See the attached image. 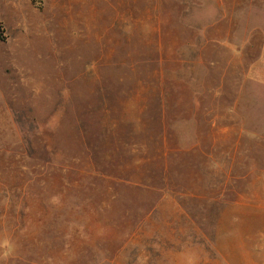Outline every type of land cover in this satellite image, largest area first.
Segmentation results:
<instances>
[{
    "label": "rangeland",
    "instance_id": "rangeland-1",
    "mask_svg": "<svg viewBox=\"0 0 264 264\" xmlns=\"http://www.w3.org/2000/svg\"><path fill=\"white\" fill-rule=\"evenodd\" d=\"M0 23V264H264V0Z\"/></svg>",
    "mask_w": 264,
    "mask_h": 264
},
{
    "label": "trees",
    "instance_id": "trees-1",
    "mask_svg": "<svg viewBox=\"0 0 264 264\" xmlns=\"http://www.w3.org/2000/svg\"><path fill=\"white\" fill-rule=\"evenodd\" d=\"M126 16H128V13H126ZM129 33H130L129 36L126 37L127 39L125 40L126 45L129 44V42H130L129 37L132 36L131 31H130ZM0 39H3V28H2L1 23H0ZM152 51H154V47H153L152 44L149 43L148 41L145 42V44L142 45V46L139 48V51H138V52L142 55L144 64L150 63V61H151V58H150L151 56H150V54H151ZM133 54H134V53H133V50H130V51H128L125 55H133ZM144 57H145V58H144ZM140 59H141V58H140ZM131 64H132V63H130V65H131ZM132 67H133V66H131V69H132ZM133 68H134V67H133Z\"/></svg>",
    "mask_w": 264,
    "mask_h": 264
}]
</instances>
